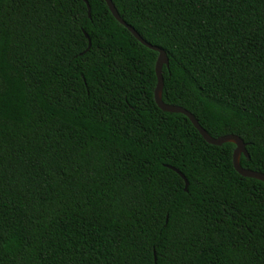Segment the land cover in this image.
Returning <instances> with one entry per match:
<instances>
[{"label": "trees", "instance_id": "obj_1", "mask_svg": "<svg viewBox=\"0 0 264 264\" xmlns=\"http://www.w3.org/2000/svg\"><path fill=\"white\" fill-rule=\"evenodd\" d=\"M87 1L0 0V264H264V182ZM112 1L163 102L264 174V0Z\"/></svg>", "mask_w": 264, "mask_h": 264}, {"label": "water", "instance_id": "obj_2", "mask_svg": "<svg viewBox=\"0 0 264 264\" xmlns=\"http://www.w3.org/2000/svg\"><path fill=\"white\" fill-rule=\"evenodd\" d=\"M85 1V3L87 4V7L89 9V15H91V9H90V5L89 2L87 0H83ZM111 13L113 14V16L116 18V20L122 24L125 28H127L130 33L144 46H146L147 48L156 51L159 55H158V59L156 62V75H157V86L155 88L154 91V97H155V101L157 103V105L159 106V108L166 112V113H170V114H182L184 116H186L191 123L194 125V127L199 131V133L202 135V137L204 138V140L206 142H208L211 145H215V146H221L223 144L226 143H233L236 148L233 154V165L234 168L236 169V171L242 175L243 177L246 178H252V179H256L259 181L264 182V174L257 172V171H253L250 169H246L243 168L240 164V159L241 156H245L247 158H249V153L247 150V145L245 144L244 140L242 138H240L239 136L236 135H226V136H222L219 138H213L211 137L207 131L199 124L198 120L195 118V116L190 113L188 110H186L183 107L177 106V105H170V104H166L163 102L162 100V93H163V87H164V76H163V67L164 66H169V58L168 55L166 53V51L158 46H154L150 43H148L137 31L134 27H132L131 25H129L128 23H126L122 17L120 16L117 8L115 7L114 3L112 0H105ZM88 37V35H86ZM91 46V42H89V47ZM175 172H177L185 181V191H188V186L189 183L186 179V177L176 168L171 167Z\"/></svg>", "mask_w": 264, "mask_h": 264}]
</instances>
